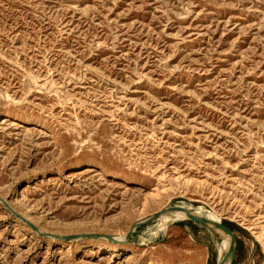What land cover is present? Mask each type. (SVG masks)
<instances>
[{"label":"rangeland","instance_id":"1","mask_svg":"<svg viewBox=\"0 0 264 264\" xmlns=\"http://www.w3.org/2000/svg\"><path fill=\"white\" fill-rule=\"evenodd\" d=\"M168 207L264 264V0H0V264H218Z\"/></svg>","mask_w":264,"mask_h":264},{"label":"water","instance_id":"2","mask_svg":"<svg viewBox=\"0 0 264 264\" xmlns=\"http://www.w3.org/2000/svg\"><path fill=\"white\" fill-rule=\"evenodd\" d=\"M3 204L17 217L19 218L20 220H22L24 223H26L29 227H31L34 231H36L38 234L40 235H46L44 233H42L38 228H36L33 224H31L29 221H27L24 217H22L21 215H19L15 210H13V208H11L9 206V204H7L5 201H3ZM172 211H185L186 213H188L190 216H191V220H193L194 222L196 223H199L205 227H207L210 231L212 232H215L216 230H219L221 232H223L225 235H227L229 238H230V242H231V247L229 249V252L228 254L225 256V258L222 260V261H219L218 264H227L228 260H229V264H233L234 263V260H235V256H236V251H237V247H238V239L237 237L235 236V234L233 233V231L227 227L225 224H223L222 222H212V221H209L207 219H202L200 217H198L197 215H194L192 214L191 212L185 210V209H181L180 207H168L166 208L165 210L161 211L160 213L154 215L153 217L145 220V221H142V222H139L137 224H135L130 232L128 233L127 235V238L125 239V242H127L130 237L132 236V233L133 231L136 229V228H139L143 225H146L148 223H151L159 218H161L163 215L169 213V212H172ZM105 238L106 236H86V235H83V236H79V237H59V236H56L57 239H60V240H70V239H76V238ZM107 239L109 240H114L112 237H106Z\"/></svg>","mask_w":264,"mask_h":264},{"label":"bare ground","instance_id":"3","mask_svg":"<svg viewBox=\"0 0 264 264\" xmlns=\"http://www.w3.org/2000/svg\"><path fill=\"white\" fill-rule=\"evenodd\" d=\"M181 209H183V208H181ZM188 209H185V210L191 212L194 215H197L198 217H200L202 219H206V218H204L203 216H200V215L207 214V215L211 216L212 218H214V219H207V220L212 221V222H221V218L219 216H217L212 211H198L199 214H197L194 211H191V210H188ZM172 212L173 213L171 214V216L165 218L164 221H166V222L169 221L170 219L176 217L177 214L187 215L188 217L174 218L175 220H179V219H183V218L192 219L191 216L188 213H186L185 211H172ZM216 232H219L222 235V237L220 239V242H219V249H220V252H221V261H222L225 258V256L228 254V252H229V249L231 247V242L229 241L228 236L225 235L223 232H221L219 230H216ZM255 235H256L257 239L259 240V242L264 244V238H263V236L260 233H258V232L255 233ZM229 260H228L227 264H229Z\"/></svg>","mask_w":264,"mask_h":264}]
</instances>
